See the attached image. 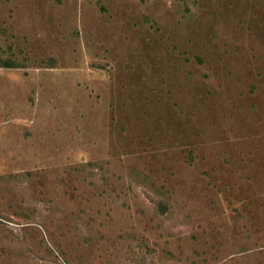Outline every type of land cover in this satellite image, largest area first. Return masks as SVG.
Here are the masks:
<instances>
[{"label":"rangeland","instance_id":"rangeland-1","mask_svg":"<svg viewBox=\"0 0 264 264\" xmlns=\"http://www.w3.org/2000/svg\"><path fill=\"white\" fill-rule=\"evenodd\" d=\"M0 264H264V0H0Z\"/></svg>","mask_w":264,"mask_h":264}]
</instances>
